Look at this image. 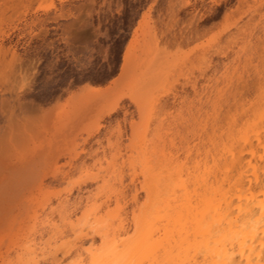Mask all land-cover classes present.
Listing matches in <instances>:
<instances>
[{"label": "rangeland", "instance_id": "1", "mask_svg": "<svg viewBox=\"0 0 264 264\" xmlns=\"http://www.w3.org/2000/svg\"><path fill=\"white\" fill-rule=\"evenodd\" d=\"M263 112L264 0H0V264L65 200L130 223L144 158L203 164Z\"/></svg>", "mask_w": 264, "mask_h": 264}, {"label": "bare ground", "instance_id": "2", "mask_svg": "<svg viewBox=\"0 0 264 264\" xmlns=\"http://www.w3.org/2000/svg\"><path fill=\"white\" fill-rule=\"evenodd\" d=\"M225 149L189 169L144 158L146 201L130 223L121 209L60 202L61 224L48 220L49 238L28 240L16 264H60L59 250L66 264H264V127Z\"/></svg>", "mask_w": 264, "mask_h": 264}]
</instances>
